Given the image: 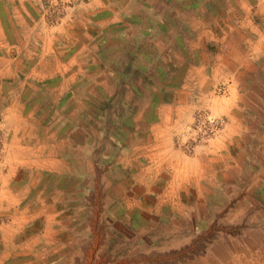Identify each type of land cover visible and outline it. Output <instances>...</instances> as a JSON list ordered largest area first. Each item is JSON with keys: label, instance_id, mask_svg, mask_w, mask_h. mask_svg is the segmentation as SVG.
<instances>
[{"label": "rangeland", "instance_id": "1", "mask_svg": "<svg viewBox=\"0 0 264 264\" xmlns=\"http://www.w3.org/2000/svg\"><path fill=\"white\" fill-rule=\"evenodd\" d=\"M154 1L40 0V28L0 62V131L14 132L12 150L0 134V182L29 209L33 264H58L59 247L61 264H264V0ZM241 51L256 69L225 82L214 67ZM212 78L237 82L243 127L196 159L226 123L201 104ZM181 105L183 155L149 181L142 124Z\"/></svg>", "mask_w": 264, "mask_h": 264}, {"label": "crops", "instance_id": "2", "mask_svg": "<svg viewBox=\"0 0 264 264\" xmlns=\"http://www.w3.org/2000/svg\"><path fill=\"white\" fill-rule=\"evenodd\" d=\"M105 1L109 2L112 0H101V2ZM99 2L100 0H92L89 5L92 6L93 3L97 4ZM108 4L109 3H106V7H108ZM40 7V0H0V62L12 61L14 55H19L23 47L21 41L31 38L37 28H40L39 26L43 20V13ZM255 47H253L254 50H252L250 56L258 57L260 56V54H258L259 49L257 45H255ZM242 55L243 53L241 51L238 54V59L236 58L235 61L230 60L229 63H220L216 65L214 70L224 71V75H219V78L225 77L224 81L227 82L226 78L229 77L230 73L254 72L256 68L251 63L249 66L243 65ZM252 61L253 59L250 60V62ZM6 70L7 69L3 65L0 67V78L3 76L4 72H7ZM218 79L212 78L206 81L205 91H208L209 96L206 98V101H202L201 104L206 105L211 112L217 115L223 114L226 117V123L223 130L216 137L209 140L205 145L199 146V148L197 147L198 149L196 152H199L200 155L198 157H196V155L193 156L196 159H207L210 154H217L216 152L218 151L221 153L228 144L227 138L235 136L242 131V114L238 108L235 91L237 82L230 80L229 83L224 85L226 91H224L225 89L219 91L216 88ZM237 79L239 78L236 77L235 80ZM0 86H2V80H0ZM215 90H217V92H215ZM174 103L179 105L180 102L177 100ZM218 103L222 104V106L220 108H215ZM193 111V107L190 105L174 106L172 111L160 110L154 112L152 115L154 121L149 124V127L146 123L142 124V130H144L145 134L139 135L136 144L140 150L139 158H141V155H145L146 159L149 158V160L152 161V168L146 167L147 169L145 170L146 179L149 181H152L153 177L156 179V175H158L156 167H158L159 162L170 163V166H172L173 155H178V157L183 155L181 150L176 148L177 145L175 146V144H172V141L178 142V138L181 137L184 126L192 120ZM144 116V114H139L138 118L141 119L144 118ZM13 133L12 129H10V131H8V129L0 131V134L9 135L6 145L9 147L11 146L10 150L13 149L14 145V137L11 136L14 135ZM200 149H202V151H200ZM49 163L54 166H59L58 161L53 160ZM150 169L154 171H150ZM184 169L185 170H182V173H180V176H186L187 171L185 166ZM9 180L10 179L0 182V264H33L34 260L27 257L29 253H32L31 246L29 245L30 241L35 238L36 231L30 233L27 238H24L23 231L26 230L24 227L28 225L32 219L28 218L29 216L25 213V211H29L28 208L24 207L20 210L14 207V199L19 200L20 198L16 199L14 196V181L11 180L10 182ZM170 183H173V180ZM2 184L6 186H2ZM75 242L77 243V241ZM81 244V241L76 244L77 252H82ZM109 245H114V242H107L106 246L109 247ZM17 249L20 251L16 252ZM59 249L60 251H58L54 263L61 264L63 263V258L61 259V250L63 248L59 247ZM15 252L20 254L21 258L19 261L16 260L18 255Z\"/></svg>", "mask_w": 264, "mask_h": 264}, {"label": "built area", "instance_id": "3", "mask_svg": "<svg viewBox=\"0 0 264 264\" xmlns=\"http://www.w3.org/2000/svg\"><path fill=\"white\" fill-rule=\"evenodd\" d=\"M205 121L207 122V126L209 129H213L215 127V124L217 123L214 119L209 117H207Z\"/></svg>", "mask_w": 264, "mask_h": 264}]
</instances>
